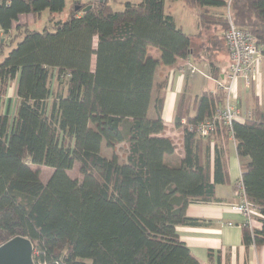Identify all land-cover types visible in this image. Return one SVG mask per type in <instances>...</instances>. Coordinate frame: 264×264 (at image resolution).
<instances>
[{
    "label": "trees",
    "instance_id": "obj_1",
    "mask_svg": "<svg viewBox=\"0 0 264 264\" xmlns=\"http://www.w3.org/2000/svg\"><path fill=\"white\" fill-rule=\"evenodd\" d=\"M111 1L81 15L87 6L71 1L63 19L66 0L0 6V28L8 34L0 39V245L30 238L37 264H202L177 227L206 224L187 208L213 200L216 185L227 182L230 135L247 196L264 215V112L231 125L216 118L206 136L196 129L226 107L218 62L223 48L229 53L227 29L218 41L217 28L223 18L228 28L230 14L257 37L264 60V0H185L199 8L200 32L212 30L203 46L167 11L166 1L176 0L127 1L122 10ZM210 7L224 12L210 14ZM46 10L43 29L19 23L23 14ZM193 56L209 64L219 88L197 97L193 114L181 96L176 124L185 117L188 125L175 165L167 160L177 144L164 136V84L156 86V76L160 66L180 58L193 63ZM15 80L18 105L11 114L2 104ZM54 80L64 91H55ZM121 144L123 157L104 154V146ZM32 165L53 169L47 182ZM76 166L81 180L69 174ZM243 242L264 244V218L260 229L244 227Z\"/></svg>",
    "mask_w": 264,
    "mask_h": 264
},
{
    "label": "crops",
    "instance_id": "obj_2",
    "mask_svg": "<svg viewBox=\"0 0 264 264\" xmlns=\"http://www.w3.org/2000/svg\"><path fill=\"white\" fill-rule=\"evenodd\" d=\"M182 1L183 6L195 8L185 0ZM168 2L175 1H166V9ZM208 10L210 14L214 15L224 12L222 8L218 7H210ZM198 14L192 18L187 16L184 23L180 24V27L184 29L183 27L185 26L189 31H192L193 29L189 28V26H196L197 28L194 32L187 33L195 36L196 45L203 46L204 44H198L196 41L199 36L204 34L200 32L202 29L199 24ZM205 31L209 32L212 30L208 29ZM200 48L198 47L199 51L202 50ZM153 53L157 57L160 54L157 49ZM228 58V66L227 64L224 66L220 65L222 68V82L224 83L227 80L230 64L229 53ZM189 59L192 62L194 61L193 63L199 71L202 70L207 75L205 76L199 71L191 73L185 69L188 60L180 58L172 67L160 66L156 76V86L164 84L162 110L166 125L164 136L173 138L177 144L175 153L171 157H167V160L175 165L179 164L182 158L183 130L188 125L185 117L182 118L180 126L176 124L178 104L181 96L184 93L187 95L188 108L193 114V101L203 92L217 91L219 88V81L211 75L210 66L206 61H200L194 56ZM12 89L15 90L14 94H16L17 80L13 82L10 90ZM156 94L157 89H154L149 110L151 117L156 116V110L154 109ZM232 95L234 97L233 104L239 108L240 112V117L237 121H246L249 117L254 116V111L256 110L264 112V60L257 69V73L254 74L251 85L247 86L244 80L240 79ZM236 146V141L230 135L228 144V180L226 183L216 185L215 198L210 201H194L187 208L188 216L203 220L206 224L197 226L179 225L177 227L180 238L202 264H264V244L251 243L248 246L245 245L243 232L246 226V217L233 209V204L237 201L234 195V186L238 180L242 179L241 161ZM210 251L214 252L213 257L209 256Z\"/></svg>",
    "mask_w": 264,
    "mask_h": 264
},
{
    "label": "built area",
    "instance_id": "obj_3",
    "mask_svg": "<svg viewBox=\"0 0 264 264\" xmlns=\"http://www.w3.org/2000/svg\"><path fill=\"white\" fill-rule=\"evenodd\" d=\"M13 0H0V6L10 5ZM77 1L81 6H94L109 0H72ZM111 1V0H110ZM84 10L80 11L81 15ZM229 26L225 33L226 44L229 49V71L227 80L222 84L226 90V107L223 111L217 113L213 121H203L196 126L198 132L204 136L210 134L214 128L216 118H222L227 124L240 117L239 108L231 103V96L235 91L237 83L240 79L244 80L247 86H250L261 61L263 60L262 48L258 39L250 31L238 27L228 17ZM8 34L0 28V39H5ZM191 73L197 71V66L194 63L187 62ZM193 127V126H192ZM234 195L237 201L233 204V209L242 213L246 217V226L253 232L262 226L264 215L260 212L257 206L249 199L246 193V188L243 179L236 182L234 186Z\"/></svg>",
    "mask_w": 264,
    "mask_h": 264
},
{
    "label": "rangeland",
    "instance_id": "obj_4",
    "mask_svg": "<svg viewBox=\"0 0 264 264\" xmlns=\"http://www.w3.org/2000/svg\"><path fill=\"white\" fill-rule=\"evenodd\" d=\"M71 1L72 0H66V7H65L63 13L61 14L62 19L67 17V14H68V12L70 10V6H71ZM127 1L140 2L141 0H112L111 4L115 10H122L125 6V2H127ZM172 10H173V12H172ZM167 11L174 15L175 21L179 27H180V24L184 23V20L187 16H190L192 18V17H194V15L196 16L198 14V8H191V7L183 6L182 0H178L175 2H168ZM47 17H48V11L47 10L43 11L42 14L40 16H37V17L34 14H23L20 16L19 23H30V26L32 28L40 30V29H43V27L47 23V21H48ZM226 17H227V15H226ZM225 20L226 19L223 18L222 21L225 24L220 25L217 28L216 34H218V35H215V36H217L219 38L218 41H220V37L223 39L224 32L227 29V20H226V22H225ZM183 28H184L183 30L185 32H194L197 27L196 26H194V27L189 26V28L193 29L192 31H189L188 28L185 26ZM203 33L204 34L202 36H199V37L197 36L198 38L196 39V41L198 44L199 43L200 44H207L209 37H212V35H213L211 31L208 32V31L204 30ZM96 45H97V37L94 38V47H96ZM224 46H225V44H224ZM151 52L153 53V50ZM202 52H203V50H202ZM204 53L206 54L205 51H204ZM1 59H2V57H0V61H1ZM228 60H229L228 53H227V50L225 47L220 52L218 64H222L223 66L225 64H227V66H228ZM262 61H261V63H262ZM94 63H95V56L93 57V65H94ZM261 63H260V65H261ZM260 65H259V67H260ZM198 71H199V69H197V71L195 73H197ZM199 72H201L205 76L207 75L202 70ZM256 73H257V71H256ZM53 87H54L55 91L57 90L58 93H60V89H61V91H64L65 84L64 83H58L57 80H54ZM14 91H15L14 89L9 90L8 95L4 98L3 104H2V111L3 112L8 110L11 114L14 113L15 108L18 105V97L16 96L17 93L14 94ZM233 101H234V97L232 95L231 96V103H233ZM52 102H53V98H50V103H52ZM125 147H126L125 144H121L120 146H117L115 148L116 150H113V148L104 146L103 152L108 157H111L114 153H118L121 157H123L125 155V151H126ZM32 168H35V169L40 168L41 178L44 182H47V180L50 178V176L53 172V169L51 167H47V166L32 165ZM69 174H70V176H72L74 178H78L79 180L82 179V175L79 173L77 166L72 168L71 170H69ZM35 252H36V254L39 255L38 250L35 249L34 254H35ZM34 254H33V256H34ZM39 264H41V263H39Z\"/></svg>",
    "mask_w": 264,
    "mask_h": 264
},
{
    "label": "water",
    "instance_id": "obj_5",
    "mask_svg": "<svg viewBox=\"0 0 264 264\" xmlns=\"http://www.w3.org/2000/svg\"><path fill=\"white\" fill-rule=\"evenodd\" d=\"M91 9L87 6L84 11ZM34 244L26 236H15L0 245V264H36Z\"/></svg>",
    "mask_w": 264,
    "mask_h": 264
}]
</instances>
